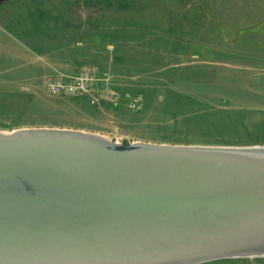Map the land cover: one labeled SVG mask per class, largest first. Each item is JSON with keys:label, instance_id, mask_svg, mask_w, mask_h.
I'll use <instances>...</instances> for the list:
<instances>
[{"label": "rangeland", "instance_id": "1", "mask_svg": "<svg viewBox=\"0 0 264 264\" xmlns=\"http://www.w3.org/2000/svg\"><path fill=\"white\" fill-rule=\"evenodd\" d=\"M67 46L64 66L53 54ZM91 68L109 75L100 94L43 86ZM31 126L122 143H264V0H0V130Z\"/></svg>", "mask_w": 264, "mask_h": 264}, {"label": "water", "instance_id": "2", "mask_svg": "<svg viewBox=\"0 0 264 264\" xmlns=\"http://www.w3.org/2000/svg\"><path fill=\"white\" fill-rule=\"evenodd\" d=\"M264 257V143L0 130V264Z\"/></svg>", "mask_w": 264, "mask_h": 264}, {"label": "built area", "instance_id": "3", "mask_svg": "<svg viewBox=\"0 0 264 264\" xmlns=\"http://www.w3.org/2000/svg\"><path fill=\"white\" fill-rule=\"evenodd\" d=\"M109 84V75L106 72L96 73L92 68L84 69L81 73L58 77V76H48L43 80V86L46 91L50 93L55 92H67V93H94L100 94ZM113 103L121 102L124 98H128V103L131 108L138 107V98L136 95H109ZM115 103V104H116ZM114 104V105H115Z\"/></svg>", "mask_w": 264, "mask_h": 264}, {"label": "crops", "instance_id": "4", "mask_svg": "<svg viewBox=\"0 0 264 264\" xmlns=\"http://www.w3.org/2000/svg\"><path fill=\"white\" fill-rule=\"evenodd\" d=\"M67 35H69V31H67L66 37H67ZM67 42H68V40H67ZM73 42L82 44L81 40H76V41H73ZM69 49H70V47L67 46L66 49H64L62 52H57V53L55 52L53 54V56L62 57V59H63L62 62L65 64L64 66H67L69 64V60L71 59V57L69 55H67L69 53V51H70Z\"/></svg>", "mask_w": 264, "mask_h": 264}]
</instances>
